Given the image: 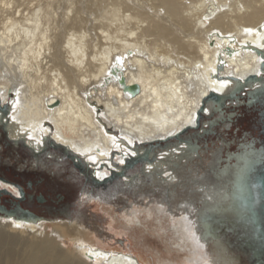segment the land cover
<instances>
[{
	"label": "bare ground",
	"instance_id": "bare-ground-1",
	"mask_svg": "<svg viewBox=\"0 0 264 264\" xmlns=\"http://www.w3.org/2000/svg\"><path fill=\"white\" fill-rule=\"evenodd\" d=\"M256 49L264 52V0H0V141L30 155L23 161L33 158V167L70 162L84 191L88 181L119 175L111 184L121 194L140 187L165 193L166 210L186 214L185 233L195 236L200 222L195 242L216 243L228 263L244 264L199 218L212 216V206L223 209L241 159L221 170L220 187L209 182L219 148L197 162L195 147L216 131L221 112L210 102L201 120L196 114L211 92L238 93L230 77L264 75ZM186 127L185 134L203 136L195 144L173 140ZM250 183L254 199L263 200L250 206L261 225L252 262L264 264V172ZM2 189L20 199L13 183L0 179ZM223 216L214 218L227 224ZM54 219L0 215V264H145L136 254L83 243L80 216Z\"/></svg>",
	"mask_w": 264,
	"mask_h": 264
},
{
	"label": "rangeland",
	"instance_id": "rangeland-1",
	"mask_svg": "<svg viewBox=\"0 0 264 264\" xmlns=\"http://www.w3.org/2000/svg\"><path fill=\"white\" fill-rule=\"evenodd\" d=\"M233 105L240 106V110H244L243 100L229 102L228 109ZM228 109L224 116L229 113ZM255 116L256 113L246 115L240 112L239 116L237 113L234 115V123L221 124L215 134L210 135L206 141H201L194 161L203 160L207 152H210L209 149L219 148L220 157L218 155V161L213 170L218 171V175H220L221 170L226 169L227 155L237 153L241 144L246 143L251 137H257V130L252 129V126L255 125ZM23 157L25 156L19 151L17 153L1 151L0 171L5 176L8 175L12 179L11 181L19 182L22 185H25L27 181L33 183L35 194H42L46 201L43 204H38L33 200L29 209L43 220H56L54 219L55 213L49 211L47 207H59L69 203L72 204L69 208L70 219L78 216L81 218L79 220L81 225L79 237L83 243L136 254L145 264H196L195 258L198 253L194 254L192 249L189 250L191 242H183L181 247H178L175 244L176 237L172 238V235L175 236L178 232H180L179 236L181 233H185L183 229L186 228L189 221H187L184 212L181 213L177 210L170 213L166 210L168 196L165 193L160 195L152 193L148 188L140 187L133 189L128 194L116 193L112 196L89 194V191L82 190L84 185L82 186L68 176L69 170L73 171L70 172L71 174L77 175L78 173L72 168L70 162L67 165H54L51 170L48 167L24 168L22 170L20 164L23 163ZM5 158H8L10 163L7 171L1 163ZM234 163L232 161L231 164ZM218 175L217 178H220ZM39 177L43 180L34 185L35 179L37 180ZM27 192L30 190L27 189ZM3 199L8 200L9 197L3 195L2 201ZM175 199L174 197L173 200ZM218 208V206H212L211 209L216 212L219 210ZM0 231H4L3 227H0ZM23 238L26 239L25 236ZM61 241L65 246L64 249L72 251V244L67 238ZM186 245L187 248L184 247ZM221 252H224L221 246L212 245L210 250L203 255L213 258L217 264H230L227 262V258L220 256Z\"/></svg>",
	"mask_w": 264,
	"mask_h": 264
},
{
	"label": "water",
	"instance_id": "water-1",
	"mask_svg": "<svg viewBox=\"0 0 264 264\" xmlns=\"http://www.w3.org/2000/svg\"><path fill=\"white\" fill-rule=\"evenodd\" d=\"M256 52L262 57L260 67L261 70L264 71V52L260 49H256ZM218 68L220 67L218 66ZM111 71L113 74H115L117 70L114 68L111 69ZM230 78L239 85L237 91L238 93L236 95H230L228 93L219 94L211 92L208 97L203 99L199 109L197 110V118H199L200 120L203 118L204 108L206 104L210 102L216 104L217 106L216 108H214V111L219 110V112H221L218 115L220 116V119L213 125L217 127L224 123H227V125L234 123L235 120L233 118L236 113L238 116L240 115V112H243L245 114L256 113L254 119L255 125L252 126V129L257 130V137H251L246 143H243L239 146V150H243V153L237 152L229 153L227 155V164L231 159L236 160V158H240L241 160H239L240 162L238 164H233L235 165V167L233 166L234 168L230 176H233L234 178L236 177V180H230L227 183V189L229 188L228 194L225 198L222 199L223 202L221 204H218L221 205L223 209L216 212L213 211L215 213H213L212 216H210L211 213L203 211L202 213H200L199 217L204 224L207 223L206 225H208L209 231L207 234L212 235L218 239H226L228 248L236 249L234 251V256L236 255V257L238 258L237 260L244 261L246 264H256V262H252L253 253L251 252L250 244L258 243L260 239L258 228H261V225L260 223L255 222V218L252 215V211L250 210L251 203L254 202L255 197L253 196L252 192H250L248 185L251 184L250 181L254 178V176L257 175V173L264 172V75L260 77H257L256 75H249L244 79V81H240L235 77ZM253 82H257L256 87L251 86V83ZM242 84L245 85L243 86ZM126 89L130 94H134L137 92L138 86L133 85L132 87H128ZM242 99H244V110H240V108H238L236 105H233L228 110L234 113H228L226 116H224V113H226L224 111L225 100H229V102H238ZM0 109L1 111H4L5 108L0 106ZM189 129L190 127H186L183 132H180L179 134L173 136V140L178 143L184 142L185 144H189L193 139V144H195L197 142V138H200L203 135H199V133L194 132L185 134V132ZM215 133L216 131L208 130L205 133V137H203L201 141H206L208 136ZM168 140H170V137ZM201 141L196 144V150L194 153L195 155L197 154V150L200 147ZM9 145H11L9 141L2 139V141H0L1 151L5 150L6 153H17V151H19V149L16 148V144V146ZM156 146L157 145L155 144L154 147ZM154 147L150 145L147 149L145 148V150H150ZM28 153L32 154L30 152ZM65 154L67 153L65 152ZM29 156L26 154L25 158H29ZM67 156L72 161V156L69 154H67ZM31 160H33V158L30 159V164H20L22 170L24 168H36L33 167L36 164H31V162H34ZM136 162L138 161L134 160V163ZM1 163L4 166H10L8 158L3 159ZM73 164H75V162H73ZM75 167L76 169H82L79 165L76 164ZM213 167L209 171L210 177L208 181L214 184L216 187H220L218 186L220 184H218L219 180L217 178L219 172L214 171ZM37 168L41 169L42 166H37ZM118 176L119 175H116V177H111L108 180L103 181L102 183L94 180H91L90 182L88 181L87 191L91 192L92 194H105L107 196H112L116 193L121 194L122 191L118 190L117 187L111 184L112 181ZM0 179L9 181L16 185L20 195V199L16 200L15 197L7 189L0 190V194H4L9 197L8 200H5L6 205L0 204V215L32 221L42 219L36 213L29 209L33 200H35L38 204H43L46 201V198L42 194H35V189L31 181H27L25 185H22L19 182L11 181L1 171ZM41 180H43L41 179V177H39L37 180L35 179L34 185L40 183ZM85 184V180L82 179V186H85ZM27 189H29L30 192H27ZM24 202L26 203L24 204ZM255 203L262 204L263 200L257 199V201L255 200ZM71 206L72 204L65 203L60 205L59 207L53 206L47 207V209L49 211L51 210V212L58 213L59 215L57 216H66L69 215V208ZM215 214H218L219 216L227 215V220L229 221L226 224L221 220H216L214 218ZM57 216L54 215V217Z\"/></svg>",
	"mask_w": 264,
	"mask_h": 264
},
{
	"label": "flooded vegetation",
	"instance_id": "flooded-vegetation-1",
	"mask_svg": "<svg viewBox=\"0 0 264 264\" xmlns=\"http://www.w3.org/2000/svg\"><path fill=\"white\" fill-rule=\"evenodd\" d=\"M229 113L231 114V113H234V112L229 111ZM196 225H200L201 226L200 222L197 223ZM196 225L194 227V232H193L195 234V236L192 235V234H190V233H181V236H179L180 232H178L177 235H175V236L172 235V238L176 237L175 238V240H177V242L175 243L176 246L181 247V244H183V242H191L190 245H189V247L191 246L189 248V250L192 249L195 252L194 254L198 253V256L195 258V263L196 264H217L213 258H211V257H205V255H203L208 250H210V248H211L212 245H217V244L212 242V243H209L207 245H205V243L202 245V244H199V243L195 242V239L198 238V233H196V231H195ZM201 229L202 228H200L199 230L201 231ZM184 247L187 248V245L184 246ZM222 254H223V252L220 253V256ZM243 263L246 264L244 261H243Z\"/></svg>",
	"mask_w": 264,
	"mask_h": 264
},
{
	"label": "trees",
	"instance_id": "trees-1",
	"mask_svg": "<svg viewBox=\"0 0 264 264\" xmlns=\"http://www.w3.org/2000/svg\"><path fill=\"white\" fill-rule=\"evenodd\" d=\"M23 159H25V157H23ZM26 163H30V162H26V161H23V163H22V165L23 164H26ZM7 169H8V167H6L5 166V170L7 171ZM70 172H73L72 170H69V174H68V176H70L71 178H73L74 180H76L79 184H81L82 185V179L80 178V177H78V176H76V174L74 173V174H71ZM8 173V172H7ZM6 177L8 178V179H10L9 177H8V175H6ZM10 180H12V179H10Z\"/></svg>",
	"mask_w": 264,
	"mask_h": 264
},
{
	"label": "snow or ice",
	"instance_id": "snow-or-ice-1",
	"mask_svg": "<svg viewBox=\"0 0 264 264\" xmlns=\"http://www.w3.org/2000/svg\"><path fill=\"white\" fill-rule=\"evenodd\" d=\"M246 31H250V29H246ZM99 179H103L104 177L103 176H99L98 177ZM18 226V225H17Z\"/></svg>",
	"mask_w": 264,
	"mask_h": 264
}]
</instances>
